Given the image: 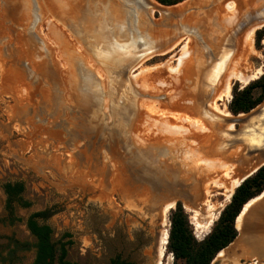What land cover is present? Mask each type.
Masks as SVG:
<instances>
[{"label":"rangeland","instance_id":"rangeland-1","mask_svg":"<svg viewBox=\"0 0 264 264\" xmlns=\"http://www.w3.org/2000/svg\"><path fill=\"white\" fill-rule=\"evenodd\" d=\"M77 1L0 0V264L32 263L34 240L25 220L44 209L55 213L38 223L51 229L52 241L69 235L62 241L71 242L66 255L71 263L109 264L117 256L130 264H158L164 206L183 205L193 237L200 241L210 228L197 232L192 211L206 216L209 200L215 204L216 220L230 198L221 184L233 183L244 169L240 144L226 148L234 158L229 164L221 165L220 160L226 161L211 156L208 147L219 144L223 138L218 132L228 125L202 112L230 114L231 96L221 94L226 77L215 70L219 58L234 47L236 51L256 26L260 27L253 32V53L244 71L247 76L259 69V74L247 83L233 81L232 86L241 89L262 74L264 19L256 11L264 7V0L238 9L239 22L229 29L231 39L215 44L208 39L210 22H223L224 13H216L227 11L226 3L233 0H181L165 7V15L138 0H83L79 7ZM258 30L263 36L256 42ZM186 41L196 61L184 68L183 76L175 69L184 60L180 57ZM133 56L139 58L134 61ZM205 78L211 90L198 97L207 90ZM192 119L211 132L206 133V143L180 139V127L170 124L190 128ZM167 125L176 139L168 137ZM239 127L233 125L232 130ZM181 143L188 153L198 151L205 163H215L218 172L199 171L198 159L188 168V153L182 152ZM205 149L210 156L202 153ZM223 166L229 168V180L224 179ZM162 178L165 181L156 190L171 195L167 199L145 184ZM15 182L22 184L20 200L29 206L13 202L8 215L2 186ZM183 191L191 200L175 194ZM261 199L264 202L262 196L248 208L242 230L223 249L225 254L220 252L210 264H264ZM168 216L169 212L167 235ZM13 241L30 248L16 250ZM164 254L161 264H173L171 254L166 250Z\"/></svg>","mask_w":264,"mask_h":264},{"label":"trees","instance_id":"trees-1","mask_svg":"<svg viewBox=\"0 0 264 264\" xmlns=\"http://www.w3.org/2000/svg\"><path fill=\"white\" fill-rule=\"evenodd\" d=\"M162 6H171L181 0H154ZM256 42L263 36L262 30L254 34ZM264 99V70L260 77L249 82L241 89L233 84L231 97L227 104V110L231 115L247 113ZM264 165L258 168L252 175L244 179L232 192L229 201L220 210L216 220L210 226L209 232L200 241L195 240L192 230L184 212L183 205L176 202L173 209L169 210V228L165 250L172 256L173 264H210L220 250L228 246L236 237V218L247 202L255 198L264 191ZM2 190L6 197L5 211L11 215L13 202H18L22 208H27L29 204L20 200L23 186L19 182L5 183ZM263 190V191H262ZM21 202V203H20ZM183 207V208H182ZM240 211V212H239ZM54 209H44L32 212L25 220V227L33 238L31 248L34 256L31 264H76L66 259L67 246L70 241H62L69 237L63 234L60 240L52 241L51 229L44 221L52 214ZM13 222L14 219H10ZM14 249L28 250L27 243L18 244L12 242ZM216 258V257H215ZM109 264H129L120 261L116 256L109 260Z\"/></svg>","mask_w":264,"mask_h":264},{"label":"bare ground","instance_id":"bare-ground-1","mask_svg":"<svg viewBox=\"0 0 264 264\" xmlns=\"http://www.w3.org/2000/svg\"><path fill=\"white\" fill-rule=\"evenodd\" d=\"M253 1L258 2L257 0H251V1L250 0H239L238 2H236V1L233 0V1H230L229 3H226L227 5H226L225 9L227 11H225L224 9H223V11L218 10V12L216 13L217 15L221 14V12L224 13L223 14V18H222V19H224V21L221 22V23H219V24L218 23L210 22V26H209V28H210L209 30L210 31L208 33V39L210 40V42L212 44H215V43H218V42H222L223 39L225 41V39L229 38L230 37L229 35H230L231 31H232L231 29H233L235 27V25L237 24V22H239L237 20V19H239L238 9H240L243 6H245V7L250 6L251 7ZM174 12L175 11H173V13ZM207 20H209V19H206V21ZM258 27H260V26H256V27L252 28L251 30H248L247 33H246V36L244 38V42L245 43L244 44H241L239 42V44L236 46V51H235V47H234V50L233 51L232 50L226 51V53L219 58V60H218L219 64L217 62L218 67L215 70V73H219L220 75H225V77H226V81L224 83L225 84V87L224 88H225L226 91H225V93H221L222 95L224 94L226 96V98H229L231 96V87H232L233 81H239V82L247 83V81L252 80V79H255L257 77V75L259 74V69L257 71H255L254 73H252L250 75H247V76L245 75V71H244L245 70L244 68H245V65H246L245 63H246V61L248 59V56H249V54L251 52L253 53V51L251 49L252 35H253V32L255 31V29L258 28ZM229 29L231 31H229ZM168 34L172 35L173 37L175 36L173 33H168ZM171 41H172V39H171ZM187 41H189V40H187ZM187 41L184 42V44H183V46L181 48V57L180 58L181 59H184V60H183V62L181 64L179 62V64L181 65L180 69H175V72L176 73H179V75L181 73H183V76L185 75L184 68H186V66L190 65V63H195V61H196V56H193V52L189 53V49L190 50L192 49V45L189 42H187ZM150 51H152V50H150ZM150 51H147V52L142 53L140 55H146ZM181 59H180V61H181ZM215 67H216V65L213 67V70H214ZM182 82L183 81L181 79L180 80V83H182ZM214 105H215L214 106L215 109L219 110L220 113H223L222 109H219V106L216 103ZM261 110H263V109H261ZM195 111L197 112L198 111V108ZM195 111H192V112H195ZM261 112L258 114L259 116L262 114ZM202 115L205 116L204 114H202ZM219 115H222V114H219ZM226 115L227 116L224 117V118H227V117L230 116V114H227V113H226ZM240 115H242V114H238V116H240ZM216 116H218V115H216ZM174 120L176 121L175 118H174ZM192 120H193L192 121L193 123H189L190 124V128H189L188 125H184V124H181L180 125V124H177L175 122H171L170 124H171V126H173V125L176 124V125H178V127H180L181 130L177 131L178 133H181V135H182V136H180V139L181 138L183 139L184 137H186L187 139L188 138H194L193 139L194 140L193 142H195V143L197 142V140L200 141V142L201 141H204L206 143V141L208 140V137H209V135H207L208 132H209V130H208V132L207 131L204 132V130H202L200 126H198L197 124L194 123V121H196V120H194V119H192ZM170 128H168V125L166 126L167 133L169 134L168 137L170 136L171 138L176 139V138H174V136H175L176 133H172L171 132L172 129H170ZM185 128H187V129L185 130ZM232 129H233V125L232 124H229L227 126V130H230L231 131ZM187 130H189V131H187ZM191 131H194V132H191ZM203 133H205V134H203ZM209 133H211V132H209ZM196 134H199V138L195 136ZM205 143H202L203 146H205ZM183 144L184 143H181L180 144V147L181 148H183V146H184ZM167 148H169V147L166 145V149ZM199 149L200 148L198 147V150ZM238 149H240V148H238ZM182 152L188 153V151L185 150L184 148L182 149ZM197 152L198 151L193 150L192 152L188 153V155L186 157V159L189 162L188 163V168L191 169L190 162H193L192 165H195V161L198 159V161L201 162L200 163V169H199V171H202L203 173L210 174V175H213L214 173H217L219 169L215 165V163H212L211 161L205 163V160L203 161L202 158H201V154L199 152L197 154ZM209 153L211 154V156H215L214 155L215 154L214 152L209 151ZM212 153H213V155H212ZM229 157H231V154L230 153L227 156L223 155L221 158L223 160H225L227 163L224 162V161H222V160H220L221 162H219V163H221V165H222V163L229 164V161H228V158ZM202 164H204L205 166H203ZM257 166H254L249 172L253 173L254 170L257 168ZM223 167L225 168V170H224L225 171L224 179H226V180L228 179L229 180V178H228L229 175H230L229 174V172H230L229 171V168L227 166H223ZM223 167H222V169H223ZM242 177L241 176L240 177L237 176V177L233 178V179H237V180H235L231 184L229 183V185L227 184L228 186L225 185V184H221V186L223 187V191L227 193V197L228 198L231 196V193H232L233 189L238 185L239 181L241 182V178ZM208 186H209V184H206L205 185L206 196L209 195ZM196 189H198V188H196ZM263 192L259 196L251 199L249 202H247V204L244 205V207L242 208L240 214L236 218V229L237 230H240V231L242 230V228H241L240 225H242L241 222L243 221L244 215L246 214L248 208L251 207V205L255 201L259 200L262 196H264V193ZM198 196H199V193H197V198H198ZM195 200H199V198L198 199L195 198ZM261 202H262V204H261V207H262V206H264L263 199H261L260 203ZM206 203H207V215L206 216H201L202 214L198 210H193L192 211L193 220H194V223L193 224H194L195 228L197 229V232H204L205 229H209L210 226L212 225V223L215 220V210H214V205L215 204L213 205L209 200H206ZM260 203H258L257 206H259ZM172 205H173L172 203L167 204L166 206H164V208H163V210L161 212V226L163 227V230H161L160 237H159L158 264H161L160 260H162L164 258V256H165V254H164V252H165L164 246L166 244L165 240H166V238L168 236L167 235V231L165 229V226H166V216H167L169 210L171 209ZM220 252H222L223 254H225L223 252V250L220 251ZM220 252L216 256V258L217 257H220L222 255V253H220Z\"/></svg>","mask_w":264,"mask_h":264},{"label":"water","instance_id":"water-1","mask_svg":"<svg viewBox=\"0 0 264 264\" xmlns=\"http://www.w3.org/2000/svg\"><path fill=\"white\" fill-rule=\"evenodd\" d=\"M138 1L146 9H151L153 11H157V12L162 13L164 15L167 14V11L165 9V7H167V6H162L158 3H156L154 0H138ZM77 2H78L77 3L78 7L80 5H83V0H78ZM114 8L118 9L120 11V14H122V16L125 18V12L123 13L122 10H120L119 6H116ZM112 11L113 10H111V12ZM256 12H257L256 15L258 16V18L264 19V7L259 6L258 10ZM67 14L64 13V15H67ZM124 20L122 21V23H124ZM230 39H231V37H230ZM230 46H231V43H230ZM230 46H228V49H232ZM144 47H146V45H144L143 48ZM144 49H147V48H144ZM117 50H118V48H117ZM217 51L218 50L216 49V52ZM130 58L134 59V61L137 59L134 56L130 57ZM203 81L205 83H207V78H205ZM210 90L211 89H209V84L207 83V90L203 91V93H201V95L198 97L203 96V94L209 93ZM199 101H200V99H199ZM198 108H199V102H198ZM261 109H263V110H261ZM260 112L262 114L259 116L258 114ZM202 114H204V113L202 112ZM241 114L242 115H240V116H238V114L237 115H231L230 114V116L227 118L218 117V116H214V115L210 116L209 114H206V115L204 114V115L206 117L209 116V119H212L213 121H216V122H221V123H224L227 125L232 124V125L240 126L238 129H234L231 131L230 130H220L218 132V135H220V137L223 139L219 142V144H217V146L214 145V146H210L208 148H210L211 151H214L215 156L222 157L223 155L227 156V151H226L227 147H231L235 144L242 145L243 151L241 154L238 155L240 158L239 161L244 162V165H245L244 169L243 170L241 169L239 172L240 176L241 177L243 176L241 178V182H242L244 179H246L247 177L252 175L258 168H260L261 166L264 165V101L261 102L260 104H258L256 107H254L250 111H248L247 113H241ZM207 149L202 150V153H204V155L210 156L208 154V152L206 151ZM233 160H234V158H232V157L228 158L229 163L232 162ZM254 166H257V168L254 170V172L253 173L249 172ZM151 181H146L145 184L147 185L148 188H150V190L153 193H157V194L159 193L166 199L171 196V195H163V193L156 190V188L161 186V184L165 181V178L164 179L162 178V180L156 181V182L153 179ZM175 194H179V196L182 199H185V198L190 199V193H188L187 191L186 192H184V191L178 192ZM175 194H172V195H175ZM219 212H218V214H219ZM218 214H217V216H218ZM262 218H264V217H262ZM166 242H167V240H166Z\"/></svg>","mask_w":264,"mask_h":264},{"label":"flooded vegetation","instance_id":"flooded-vegetation-1","mask_svg":"<svg viewBox=\"0 0 264 264\" xmlns=\"http://www.w3.org/2000/svg\"><path fill=\"white\" fill-rule=\"evenodd\" d=\"M118 258H119V257H118ZM119 260H120V261H124V260H122L121 258H119ZM124 262H127V261H124ZM127 263H129V262H127ZM129 264H130V263H129Z\"/></svg>","mask_w":264,"mask_h":264},{"label":"crops","instance_id":"crops-1","mask_svg":"<svg viewBox=\"0 0 264 264\" xmlns=\"http://www.w3.org/2000/svg\"><path fill=\"white\" fill-rule=\"evenodd\" d=\"M264 193V192H263Z\"/></svg>","mask_w":264,"mask_h":264}]
</instances>
